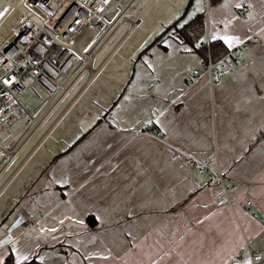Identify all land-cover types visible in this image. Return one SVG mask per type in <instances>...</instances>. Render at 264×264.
<instances>
[{
  "label": "crops",
  "instance_id": "0c3cea01",
  "mask_svg": "<svg viewBox=\"0 0 264 264\" xmlns=\"http://www.w3.org/2000/svg\"><path fill=\"white\" fill-rule=\"evenodd\" d=\"M12 2L0 0V10ZM237 2L204 0V34L223 33L232 20L228 33L244 40L239 64L218 85L208 73L192 76L197 60L157 43L148 68L140 45L150 31L124 48L138 28L125 16L109 41L123 29L119 39L40 135L59 104L18 140L24 127L16 134L18 122L0 124L8 150L0 149V240L21 215L10 240L41 264H233L230 254H264V139L249 149L264 130V7L244 0L255 19L243 20ZM105 70L100 87L115 96L104 111L91 110L94 94L63 123ZM204 159L210 170L199 172L193 160ZM221 178L232 203L214 200ZM89 216L100 218L94 228Z\"/></svg>",
  "mask_w": 264,
  "mask_h": 264
},
{
  "label": "built area",
  "instance_id": "2783aa9c",
  "mask_svg": "<svg viewBox=\"0 0 264 264\" xmlns=\"http://www.w3.org/2000/svg\"><path fill=\"white\" fill-rule=\"evenodd\" d=\"M28 1L32 4V14L17 27L13 38L0 43V124L27 119L16 140L37 129L61 103L83 72L90 69L91 62L118 26L130 21L128 17L122 16L130 0H108L107 3L104 0ZM248 11L251 9L247 5L238 10L243 20L248 19ZM86 29L91 30L89 39L79 42L78 37ZM206 45L208 47L209 43ZM242 52L243 46L237 45L217 61H213L209 53L207 57L199 56L191 74L197 77L202 71L208 73L211 84L218 85L223 76L237 67ZM12 78L15 83L11 87L2 84L3 79ZM25 92L39 101L34 113L33 109L28 110L18 99ZM154 134L158 137L161 132L155 131ZM0 149L7 154L6 148L0 146ZM193 164L199 172L210 170L207 159L193 160ZM220 181L222 188L214 200L217 203H232L233 198L223 179ZM246 203L250 204V201ZM261 254L259 250L250 252L253 259Z\"/></svg>",
  "mask_w": 264,
  "mask_h": 264
},
{
  "label": "snow or ice",
  "instance_id": "6c2138e0",
  "mask_svg": "<svg viewBox=\"0 0 264 264\" xmlns=\"http://www.w3.org/2000/svg\"><path fill=\"white\" fill-rule=\"evenodd\" d=\"M104 2L107 3L108 0H104ZM259 3L264 7V0H259ZM228 6L229 0H224L221 7L228 8ZM233 6L237 9H242L245 7V2L244 0H240V2L235 3ZM141 8L148 9L149 12L155 9L157 12L163 14V19L160 20L159 24L152 31V34L140 45V52L142 53L141 59L148 68L153 67L152 62L149 60L148 53L157 54L156 50L150 47L153 42L159 44L164 51L168 49L183 51L194 60L199 59V51L209 42L220 41L227 49H232L236 45L244 42L240 36L228 33L227 28L231 25L232 20L222 22L225 24V31L223 33L213 31L210 37L205 35L203 30L198 31L197 28L193 26L196 23L197 14L203 13L206 10L204 0H194V5L193 0H143ZM247 8L253 9V5L248 3ZM212 10L215 11L216 9ZM8 11L9 9L7 7L0 10V19H2ZM247 16L248 20L255 19L254 11H248ZM232 19H238V17L233 16ZM245 23H247V21H245ZM248 31H251V29H248ZM262 31H264V29H262ZM89 47H91V45H89ZM85 51H88V48H85ZM169 58H171L170 53ZM133 59H135V56ZM216 66L219 67V65ZM137 78H139V76ZM13 83H15L14 78L2 80V84L8 87H11ZM260 86L264 89V78L261 79ZM163 114V112L160 113L161 116ZM148 123L151 124L153 121L149 120ZM155 123H161L159 118H157ZM63 183L67 184L68 181L65 180ZM95 219L99 220L100 218L95 217ZM61 223H63V221H61ZM76 223L83 224L84 221L76 220ZM49 231L56 230L49 229ZM6 243H12V248L10 250L0 251V264H27L30 260V252L21 249L17 242L11 241L9 238L0 240V248H3ZM103 258L107 259V257ZM230 258L233 260V264H264V254L257 255L255 259H253L249 257L246 250L242 260L235 259L234 254H230ZM40 259L43 260V257H40ZM225 264H227V261Z\"/></svg>",
  "mask_w": 264,
  "mask_h": 264
},
{
  "label": "rangeland",
  "instance_id": "374dc122",
  "mask_svg": "<svg viewBox=\"0 0 264 264\" xmlns=\"http://www.w3.org/2000/svg\"><path fill=\"white\" fill-rule=\"evenodd\" d=\"M143 3V0H130L128 6L126 7L124 13L122 16H128L133 21L136 22L138 28L134 32V34L131 36L129 41L125 44L124 48L129 45V43L142 35V30L144 28H148L150 31V35L152 34V31L156 28V26L159 24L160 20L163 19V14L160 12H157L155 9H153L151 12L148 11V9H142L141 4ZM124 30H120L119 33H117L111 41H109L106 46L102 49V51L98 54L96 59L92 63V67H96L100 61L108 54L112 46L115 44V42L119 39L122 32ZM123 48V49H124ZM95 50V48H94ZM116 59V58H115ZM1 72V71H0ZM107 70H105L96 80L95 82L88 88V90L82 95L79 102L75 105V107L71 110L67 118L63 121V123L70 119L74 113H76L81 106H87L88 100L92 97L94 94H101L100 96H97L100 99H95V101L92 103L93 107L91 110H93L95 113H101V111H104V107L109 104L110 100H112L113 96H115L114 91L112 90V86L110 89L106 88L103 91V87H100L101 82L105 78ZM203 72V71H202ZM84 76L80 78L78 83L69 91V93L65 96V98L61 101V103L58 105V107L54 110V112L49 116V118L44 122L42 127L39 129V131L36 133V135H40L44 129L49 125V123L52 121V119L59 113V111L66 105V103L70 100V98L74 95L76 90L80 87L84 80ZM29 84V82H27ZM37 90H39L38 86H36ZM18 99L23 103V105L28 109H33V113L37 111L39 107V101L32 97L29 92H25L23 95L19 96ZM99 102V103H98ZM27 119H23L21 121H15L12 124H16L14 127V133L18 134L20 130L24 127L26 124ZM62 123V124H63ZM61 124V125H62ZM27 134V133H26ZM25 134V135H26ZM31 146V144H28L25 146L24 151H27L28 148ZM4 226H1V230H3Z\"/></svg>",
  "mask_w": 264,
  "mask_h": 264
},
{
  "label": "bare ground",
  "instance_id": "6f19581e",
  "mask_svg": "<svg viewBox=\"0 0 264 264\" xmlns=\"http://www.w3.org/2000/svg\"><path fill=\"white\" fill-rule=\"evenodd\" d=\"M31 8L32 4H30L28 0H15V2H13L6 15L0 19V43L6 40L9 41L13 38L17 27L26 19L27 16L32 14ZM87 31H90L91 35V30L86 29L78 37L79 42H86L83 41V39H85L86 35L84 36V34H86Z\"/></svg>",
  "mask_w": 264,
  "mask_h": 264
},
{
  "label": "trees",
  "instance_id": "16d2710c",
  "mask_svg": "<svg viewBox=\"0 0 264 264\" xmlns=\"http://www.w3.org/2000/svg\"><path fill=\"white\" fill-rule=\"evenodd\" d=\"M219 0H209L210 4H214ZM195 28H197L198 31L203 30L205 33L206 31V15L205 12L198 13L196 18V23L193 25ZM155 44L153 42L151 45ZM150 45V46H151ZM230 49H227L226 46L223 45L222 42L216 41V42H209V46L204 45L202 50L199 51V56L207 57L208 53L211 55L213 61L218 60L222 55L227 53ZM264 139V130L259 132L257 136L251 141L249 149H251L253 146H255L259 141ZM87 223L90 225L91 228H94L96 225V220L93 216H89L86 219ZM27 264H41L36 258H31Z\"/></svg>",
  "mask_w": 264,
  "mask_h": 264
},
{
  "label": "water",
  "instance_id": "95a60500",
  "mask_svg": "<svg viewBox=\"0 0 264 264\" xmlns=\"http://www.w3.org/2000/svg\"><path fill=\"white\" fill-rule=\"evenodd\" d=\"M34 2H37L38 0H33ZM47 1V0H44ZM24 223V219L21 215H16L13 220L10 222V224L8 225L7 228V234L1 239V240H5V238H9L11 239V233L18 227H20L21 225H23Z\"/></svg>",
  "mask_w": 264,
  "mask_h": 264
}]
</instances>
